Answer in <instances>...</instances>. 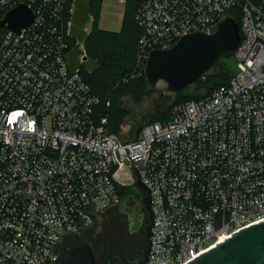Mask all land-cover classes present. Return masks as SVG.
I'll list each match as a JSON object with an SVG mask.
<instances>
[{"label":"built area","instance_id":"2783aa9c","mask_svg":"<svg viewBox=\"0 0 264 264\" xmlns=\"http://www.w3.org/2000/svg\"><path fill=\"white\" fill-rule=\"evenodd\" d=\"M70 0H0V20L21 3L34 21L0 25V264H55L136 186L154 212L147 264H186L264 219V0H144L140 63L193 32L239 18L241 72L228 85L141 125L134 142L108 128L101 98L73 66ZM126 5L128 0H117ZM84 47V46H82ZM205 78V75L202 77ZM110 105V101L107 102Z\"/></svg>","mask_w":264,"mask_h":264},{"label":"water","instance_id":"95a60500","mask_svg":"<svg viewBox=\"0 0 264 264\" xmlns=\"http://www.w3.org/2000/svg\"><path fill=\"white\" fill-rule=\"evenodd\" d=\"M34 19L33 9L28 4L21 3L0 20V25L22 33ZM240 41V24L235 18L227 17L219 23L215 32L189 33L170 48L152 50L146 63L145 74L148 84L160 97L142 110L140 118L133 125L131 138L124 141V144L136 140L147 116L153 110H159L171 92L185 89L198 81L212 69L220 54L235 50ZM135 172L136 187L146 193L144 203L150 212L149 246L144 256L134 260H126L119 252H112L106 258V264H113V259L129 264H147L150 258V237L154 226L153 200L151 190L143 181L137 167ZM55 264H97V257L90 244L81 242L62 252ZM186 264H264V219L235 231Z\"/></svg>","mask_w":264,"mask_h":264},{"label":"trees","instance_id":"16d2710c","mask_svg":"<svg viewBox=\"0 0 264 264\" xmlns=\"http://www.w3.org/2000/svg\"><path fill=\"white\" fill-rule=\"evenodd\" d=\"M103 1H69V6L75 4V36L81 42L82 40L85 42V50L81 44L73 46L74 48L70 52V61L73 66H78L81 64V56L87 51V60L81 64V72L92 90L101 98L99 115L108 117L110 131L119 134L122 132L123 126L130 124L128 133H131L132 125L140 117L137 108L141 107L145 100L155 93L148 84L144 63H140L139 42L142 28L136 21V14L144 0H128L125 5L122 28L119 31L106 30L99 26L98 18ZM92 15L95 20L92 29L87 33L85 28ZM232 15L239 23V18L233 13ZM231 53H235L234 50L222 54L229 55ZM216 62L218 63V61ZM231 78L226 76L221 69L214 74L208 72L205 74V78H200L195 82V84L205 86L204 92L198 94L199 96H187L182 94L181 90L177 91L175 105L191 99L206 97L214 90L228 85ZM108 101H110V105H107ZM168 112L157 114L152 121L146 123L157 120L164 121L171 116V113L169 115ZM132 188H128L127 191L132 193ZM127 191L125 190L124 196ZM139 193L141 192L139 191Z\"/></svg>","mask_w":264,"mask_h":264},{"label":"rangeland","instance_id":"374dc122","mask_svg":"<svg viewBox=\"0 0 264 264\" xmlns=\"http://www.w3.org/2000/svg\"><path fill=\"white\" fill-rule=\"evenodd\" d=\"M124 13H125V5L120 4L117 0H104L102 5H101V12H100V16L98 18L99 26L103 29H106V30H113V31L121 30L122 24H123ZM94 20H95V17H94V15H92L90 22L87 23L86 28H85L87 33H89L90 30L92 29ZM82 42H83L82 46H84L82 48L85 50L84 40H82ZM86 52L87 51H85L86 59L84 58V61L87 60V53ZM217 61H218V63L216 62L215 65L212 67V69L208 71L210 74H214V73L218 72L219 69H221L223 71V73L229 77L237 76L240 74L241 69L239 67V59L234 53H231L229 55L221 54ZM204 87L205 86L203 84L193 83L192 85H189L187 88L182 89L181 93L184 95H187V96H192V95L199 96L200 93L204 92V89H203ZM159 97H160V95L157 92H155L153 95H151L149 98H147L145 100V102L143 103V105L141 107L137 108L139 115L141 116L142 110H144L145 108H147L151 104L155 103ZM175 100H176V92H171L169 98L167 100L163 101V104L160 107V109L159 110H153L147 116L146 122L150 121V120L152 121L153 118L157 114H160V115L165 114L167 111H169L168 113L170 115L173 106L176 104ZM129 128H130V124H126L125 126H123V128H122L123 130L121 133H119V136L128 137ZM132 189H133L132 193H130V191L126 192V194L123 198V201H122V205H121L119 210H117V209H110L109 210L108 209V210L102 212V214L98 217V219L96 220L94 225L87 228L86 231L84 232V234L81 236H86L87 238H90L93 241L96 240V237L99 234H101V233L105 234V231L110 229L113 220L117 217L116 215L119 212L128 213V215L130 216L129 220L131 222V226L133 227L134 222H133L132 216L136 215L137 210L132 208L130 205L133 202V200L139 199V197H137V196H139V190L136 186H134Z\"/></svg>","mask_w":264,"mask_h":264},{"label":"flooded vegetation","instance_id":"af4514ba","mask_svg":"<svg viewBox=\"0 0 264 264\" xmlns=\"http://www.w3.org/2000/svg\"><path fill=\"white\" fill-rule=\"evenodd\" d=\"M139 199L133 200L131 207L137 210L131 226L130 216L126 212H119L113 220L110 229L99 234L96 240H91L79 234L67 236L59 245L58 252L61 254L72 246L81 242L91 245L97 257V264H106V258L112 252H119L126 260H134L145 255L149 246L148 226L150 225V212L144 203L146 193L140 191ZM122 203L110 209L119 210ZM109 209V210H110ZM151 239V237H150ZM113 264H129L123 260L113 259ZM132 264V263H131Z\"/></svg>","mask_w":264,"mask_h":264}]
</instances>
